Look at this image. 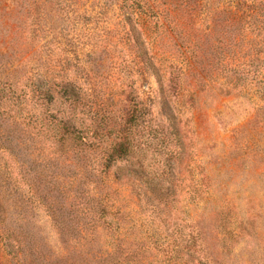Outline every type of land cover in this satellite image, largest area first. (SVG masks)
I'll list each match as a JSON object with an SVG mask.
<instances>
[{
	"label": "rangeland",
	"instance_id": "obj_1",
	"mask_svg": "<svg viewBox=\"0 0 264 264\" xmlns=\"http://www.w3.org/2000/svg\"><path fill=\"white\" fill-rule=\"evenodd\" d=\"M122 1L0 0V264H264L259 37L218 13L196 19L211 28L197 45L166 18L171 0H151L159 20L142 29L140 10ZM135 31L152 63L125 38ZM229 55L234 69L224 70ZM187 58L176 98L169 67ZM130 61L149 79L130 86ZM55 70L74 99L26 85ZM138 102L163 127L134 131L130 161L106 170ZM61 120L71 135L47 129Z\"/></svg>",
	"mask_w": 264,
	"mask_h": 264
},
{
	"label": "trees",
	"instance_id": "obj_2",
	"mask_svg": "<svg viewBox=\"0 0 264 264\" xmlns=\"http://www.w3.org/2000/svg\"><path fill=\"white\" fill-rule=\"evenodd\" d=\"M171 1L173 5H175V7L173 11H170V10L169 12L166 11V14L170 13V16L166 18L172 19L173 23H175L176 26L178 27L177 29L184 34V37H189L188 34L193 31V35H194L193 39L194 40L196 39V44L198 45V42H201V40L204 38L205 35L211 34V28L209 26L206 29L202 28L201 30L200 28L201 22L196 19L207 21L211 17V22H213L214 20L212 18L213 17L216 18V14L226 13L227 16H225V19L228 18V22H230L231 24L238 23L240 28L242 27L243 29L244 36H248V37L251 36V37H257V38L259 37L258 39H260V44L257 42V46L260 48L259 53L262 54L261 56L264 59V0H220L218 1L219 3L218 6H216L213 9L214 14L209 9L210 7H212L211 4L213 3L214 0H171ZM223 1H225L224 4L222 3ZM149 2H151V0H123L122 1L123 6L125 5L129 7L130 9H132L134 13H136L137 10H140L142 18H140V20L137 21L138 25H140L139 23L141 22V20L147 21L148 24H150L151 22L158 23V20H159V14L157 13L158 11L154 10L152 7L150 8L148 6ZM224 6L226 8H224L223 10ZM202 8H208V11L205 10V11H202V13H199V9H202ZM219 10H222V11L218 12ZM164 15L165 14H161L162 17H164ZM143 24L144 22H141V26H139L141 27V29L143 27L142 26ZM135 32H136V36L138 39L132 38L133 35L130 32L125 33V38L128 41L129 40L131 41L133 39L138 45V49L141 52V54H144L145 57L147 58L148 49L145 47V41L142 39L139 32L137 31ZM121 42L124 43L125 39L119 40L118 44H120ZM124 44L129 45L128 43H124ZM192 44H194V42L190 41L187 44V46H185V50L187 51V49L192 48ZM261 45L262 47H260ZM147 59H146V63L147 62L152 63L149 59L148 60ZM229 59L231 60L228 61ZM231 61H233V57L230 58V55L226 59L223 60L222 65H224V68H223L224 70L234 69V68H229V65H232ZM63 63H66V61ZM63 63H60L59 67H57L60 70L59 73H61L64 69L63 67L65 64ZM142 63L143 62H141V65ZM182 63L183 64L179 67L178 66L169 67V72H168L169 78L166 79V84H165V86H170V84H176L177 91H178L176 98H178L180 93L183 91V84H184L183 78L186 74L185 72L186 65L189 68H191V62L189 58L184 60ZM262 63H264V60L262 61ZM133 64H134V61H130L129 66L132 65V68L135 69L134 78L132 77L131 82H130V86L132 87L133 85L136 84L137 81H140L142 79H144L145 81V77H146V80L149 79L148 78L149 76H145L146 74L144 71H140L141 69L138 70ZM242 66H243V63L241 64L240 62L234 65L235 68H241ZM174 69L176 70L179 69L178 70L179 74L177 77L172 76L173 75L172 70ZM74 70H75L74 68L69 69L70 73L68 75V78L70 74L73 73ZM56 71L57 70L53 71L51 74H48V75L44 74L42 76H37L35 77L36 79L34 82H32L31 85H28V84L26 85L28 86L30 90H32L34 94L38 95L41 98H44L45 100L50 99V93L53 89L52 87L63 88L64 92L62 94V97L65 98L66 100L74 99L75 95L70 89H68L70 85L69 81L67 82L68 78L63 79L60 74L57 76ZM261 74H262L261 76L264 77V69ZM37 78H38V81L36 82ZM63 82H67V83H63ZM157 83H159L160 86L162 87V83L160 82H157ZM62 84H64V86ZM5 85H8V84H5ZM12 86L13 85H10V88H12ZM17 87L18 86L15 85V91H17ZM21 88H24V87H21ZM21 93H22V97H24L25 96L24 91H22ZM135 94H136L135 96L137 95L140 96L137 92ZM17 97L21 98L20 94H18ZM133 109L134 110H132V112L128 115V118H127L129 126H128V129L125 132H123V134L126 133L125 136L123 138L120 137L119 141L115 144V146L112 147L111 151L109 152L108 159H107V162L109 163V165L105 167L106 170H110V167H113L112 165L116 164L117 161H126V162L130 161L133 155L134 140L132 138V135L134 131L138 130L140 127L143 129L145 128L149 131L163 127L162 119H159L158 117H155V118L152 117L153 111L151 108L149 110V108L147 107L149 113L144 114L143 111L146 109V107L140 106V103L138 102V107L135 106ZM150 115H151V118H147L146 123L140 121L142 118H145V116L148 117ZM31 121L33 125H35L37 122V125L35 126L38 132L37 136L43 139L49 140L50 137L47 136L45 132L47 130L42 128L43 124L39 123V120H33L32 117H31ZM143 123H145L144 126H142ZM68 124L69 123L67 121L61 120L59 122H54L53 125L49 123L47 129L49 131L55 132V130L58 131V128H61V130L63 131V135H62L63 137L65 135H71ZM85 136H87V134L82 133L81 135L79 133V137L82 141L86 139ZM138 164H140V162ZM129 167L131 168L132 166H129Z\"/></svg>",
	"mask_w": 264,
	"mask_h": 264
}]
</instances>
